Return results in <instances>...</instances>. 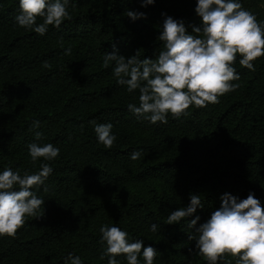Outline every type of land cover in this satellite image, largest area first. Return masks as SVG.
I'll return each instance as SVG.
<instances>
[{
    "label": "trees",
    "instance_id": "trees-1",
    "mask_svg": "<svg viewBox=\"0 0 264 264\" xmlns=\"http://www.w3.org/2000/svg\"><path fill=\"white\" fill-rule=\"evenodd\" d=\"M237 2L264 24L259 0ZM196 6L197 0H155L147 7L141 0H69L70 19L39 35L16 22L19 0H0V173L10 167L35 174L42 163L53 169L36 192L45 201L39 215L26 217L14 238L0 236V264H65L69 255L82 264H108L107 256L101 259L103 225L156 249L154 264H208L189 234L221 207V196L244 200L252 193L264 207V56L252 71L237 54L240 80L232 83L239 87L219 103L191 106L179 120L169 114L167 124L130 112L128 104L139 106V90L129 93L117 83L114 61L104 66L105 53L130 58L140 51V59L155 60L163 47L162 14L194 34L192 26H203ZM128 10L146 18L133 22ZM36 121L40 127L33 129ZM91 121L113 125L112 148L98 141ZM31 143H51L59 157L33 163ZM133 152L140 159L133 161ZM191 194L203 207L167 224ZM116 259L127 264L123 255ZM138 259L145 264L142 253ZM236 259L226 254L219 264Z\"/></svg>",
    "mask_w": 264,
    "mask_h": 264
},
{
    "label": "clouds",
    "instance_id": "clouds-1",
    "mask_svg": "<svg viewBox=\"0 0 264 264\" xmlns=\"http://www.w3.org/2000/svg\"><path fill=\"white\" fill-rule=\"evenodd\" d=\"M155 0H141L142 7ZM69 0H19L20 14L16 22L21 28L39 35L46 34L48 27L57 29L70 19ZM202 18L203 26H192L189 34L183 21H177L166 14L163 29L158 40L163 43L157 58L140 59V51L130 58L115 53L104 54V66L115 62L113 75L117 83L126 86L129 93L139 90V106L128 104V110L138 119L144 118L152 124H167L168 115L176 120L189 115L191 106L207 107L219 103L218 97L239 87L232 81L240 76L234 68L237 54L239 64L254 71L253 61L264 56V24L255 15L245 10L237 0H197L195 9ZM125 15L133 22L145 19L142 12L128 10ZM42 19V23L37 20ZM71 54L68 48L65 55ZM44 67H50L45 63ZM94 125L98 141L106 148H112L117 137L112 134L111 123ZM40 122L33 124L38 129ZM33 129H30L32 131ZM35 139L41 140L43 133L35 131ZM33 163L40 158L54 161L60 149L51 143L28 145ZM140 152H133L130 158L140 159ZM53 169L48 163L40 165L35 174L6 168L0 173V236L15 237L25 225L26 217L39 215L44 200L36 192L45 185ZM33 189H36L34 191ZM44 191H48L44 187ZM203 207L201 197L190 195V204L171 212L167 224L180 223L192 216L197 208ZM200 217L190 221L195 228ZM153 233L158 226L151 225ZM101 245L106 244L101 259L108 257V264H119L116 257L125 256L127 264H139L143 255L145 264H154L158 252L153 247H144L143 240L129 242L128 233L120 228L103 225L100 228ZM195 240L198 254L208 264H219L226 254L237 258L236 264H264V207L250 193L244 200L225 193L221 196V207L212 212L210 219L200 224L196 234H189ZM65 264H82L79 256L69 255Z\"/></svg>",
    "mask_w": 264,
    "mask_h": 264
},
{
    "label": "rangeland",
    "instance_id": "rangeland-1",
    "mask_svg": "<svg viewBox=\"0 0 264 264\" xmlns=\"http://www.w3.org/2000/svg\"><path fill=\"white\" fill-rule=\"evenodd\" d=\"M259 3L261 4L262 7H264V0H259Z\"/></svg>",
    "mask_w": 264,
    "mask_h": 264
}]
</instances>
